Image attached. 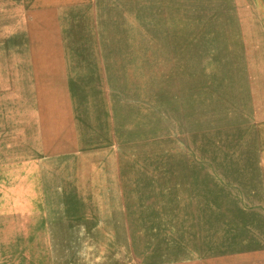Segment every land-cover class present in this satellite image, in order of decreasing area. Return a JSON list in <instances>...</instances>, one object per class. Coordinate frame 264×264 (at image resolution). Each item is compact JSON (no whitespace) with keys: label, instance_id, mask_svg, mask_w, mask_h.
Instances as JSON below:
<instances>
[{"label":"rangeland","instance_id":"374dc122","mask_svg":"<svg viewBox=\"0 0 264 264\" xmlns=\"http://www.w3.org/2000/svg\"><path fill=\"white\" fill-rule=\"evenodd\" d=\"M0 264H264V0H0Z\"/></svg>","mask_w":264,"mask_h":264}]
</instances>
